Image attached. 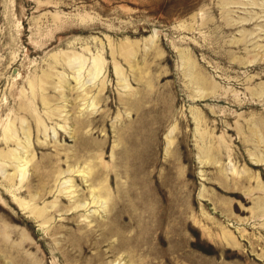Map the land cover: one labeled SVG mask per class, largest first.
<instances>
[{"label":"rangeland","instance_id":"obj_1","mask_svg":"<svg viewBox=\"0 0 264 264\" xmlns=\"http://www.w3.org/2000/svg\"><path fill=\"white\" fill-rule=\"evenodd\" d=\"M0 264H264V0H0Z\"/></svg>","mask_w":264,"mask_h":264},{"label":"bare ground","instance_id":"obj_2","mask_svg":"<svg viewBox=\"0 0 264 264\" xmlns=\"http://www.w3.org/2000/svg\"><path fill=\"white\" fill-rule=\"evenodd\" d=\"M96 63H99V60H97V62ZM100 64V63H99ZM99 67V66H98ZM98 67H96V68H98ZM18 158V157H17ZM23 177V176H22ZM94 199H96V198H94ZM96 201H99V199L98 200H96ZM79 205V204H78ZM82 205V204H81ZM101 205V204H100Z\"/></svg>","mask_w":264,"mask_h":264}]
</instances>
